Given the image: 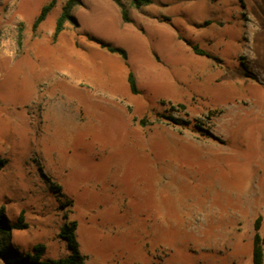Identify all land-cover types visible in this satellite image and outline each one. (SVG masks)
<instances>
[{"label": "rangeland", "instance_id": "obj_1", "mask_svg": "<svg viewBox=\"0 0 264 264\" xmlns=\"http://www.w3.org/2000/svg\"><path fill=\"white\" fill-rule=\"evenodd\" d=\"M48 1L0 0V207L26 224L12 244L67 255L74 219L85 264H252L264 0H154L130 22L113 0H81L55 41L63 0L32 29ZM53 107L69 124L44 122Z\"/></svg>", "mask_w": 264, "mask_h": 264}, {"label": "trees", "instance_id": "obj_2", "mask_svg": "<svg viewBox=\"0 0 264 264\" xmlns=\"http://www.w3.org/2000/svg\"><path fill=\"white\" fill-rule=\"evenodd\" d=\"M59 0H49L44 4L32 23L33 31H36L42 21L46 19L50 11L56 7ZM81 0H63L60 7L59 14L57 15L52 38L55 41L59 34L65 29L66 23L70 22L78 24L76 17L73 15V8ZM120 8L121 17L123 22H130V7L141 8L149 5L153 0H113ZM90 40H93L100 44L101 47L106 48L108 51L118 53L123 58H127L125 49L121 47H115L107 42L99 40L94 36H89ZM192 50L197 54H206L205 50L199 48L197 44H190ZM246 70L248 64L244 62ZM127 81L132 93H138L136 78L134 73L129 70L127 74ZM184 106L183 104H181ZM7 158L0 157V171L7 164ZM59 187H57L58 189ZM77 220H71L65 222L59 231V236L66 241L67 247L70 249V253L60 257H48L44 258L45 244L37 243L32 251L25 253L21 252L18 247L14 246L10 241L11 231L14 228H24L26 224L23 222V211L20 213L18 221L11 223L3 207H0V259L3 264H85L86 255L81 253L79 249V242L76 237ZM261 217H257L254 223V237H253V254L252 264H264V249H263V237L260 234Z\"/></svg>", "mask_w": 264, "mask_h": 264}, {"label": "crops", "instance_id": "obj_3", "mask_svg": "<svg viewBox=\"0 0 264 264\" xmlns=\"http://www.w3.org/2000/svg\"><path fill=\"white\" fill-rule=\"evenodd\" d=\"M152 4H154V0H153V2L151 4L146 5V6H150ZM45 47H51V46L45 44ZM76 108H78V106H76ZM67 113H63L62 111H60L59 109H57L55 107L51 108L48 111L46 109L44 111V122H48V120H50V119H55V121H58L60 123L63 122V125H66V122L67 123L70 122V120H68L70 118H68V114ZM27 117H28V114H27ZM28 119H29V117H28Z\"/></svg>", "mask_w": 264, "mask_h": 264}, {"label": "bare ground", "instance_id": "obj_4", "mask_svg": "<svg viewBox=\"0 0 264 264\" xmlns=\"http://www.w3.org/2000/svg\"><path fill=\"white\" fill-rule=\"evenodd\" d=\"M212 148V147H211ZM216 148V147H215ZM223 149V148H222Z\"/></svg>", "mask_w": 264, "mask_h": 264}]
</instances>
